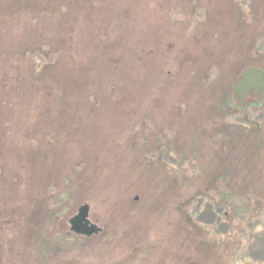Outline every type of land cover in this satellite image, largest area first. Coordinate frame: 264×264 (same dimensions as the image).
<instances>
[{
    "label": "rangeland",
    "instance_id": "1",
    "mask_svg": "<svg viewBox=\"0 0 264 264\" xmlns=\"http://www.w3.org/2000/svg\"><path fill=\"white\" fill-rule=\"evenodd\" d=\"M263 90L264 0H0V264H264Z\"/></svg>",
    "mask_w": 264,
    "mask_h": 264
},
{
    "label": "flooded vegetation",
    "instance_id": "2",
    "mask_svg": "<svg viewBox=\"0 0 264 264\" xmlns=\"http://www.w3.org/2000/svg\"><path fill=\"white\" fill-rule=\"evenodd\" d=\"M79 216V215H78ZM78 216H76L73 220H72V225L76 226L78 225V230H82V231H85L87 232L86 234H92L93 230L90 228V229H86L85 227H87V225L85 223H82V221H80L79 218H77ZM80 225V227H79ZM95 233V232H93Z\"/></svg>",
    "mask_w": 264,
    "mask_h": 264
},
{
    "label": "trees",
    "instance_id": "3",
    "mask_svg": "<svg viewBox=\"0 0 264 264\" xmlns=\"http://www.w3.org/2000/svg\"><path fill=\"white\" fill-rule=\"evenodd\" d=\"M264 91V90H263ZM262 99H261V101H263V99H264V92H263V94H262V97H261ZM246 107V106H245ZM224 111H226V110H222L221 112L223 113ZM229 172L230 171H227L226 172V174H225V179H226V181H229L230 182V179H229V177H230V174H229ZM230 184H231V186L230 187H232V183L230 182ZM231 194V193H230ZM85 235H88V234H86V233H84Z\"/></svg>",
    "mask_w": 264,
    "mask_h": 264
}]
</instances>
